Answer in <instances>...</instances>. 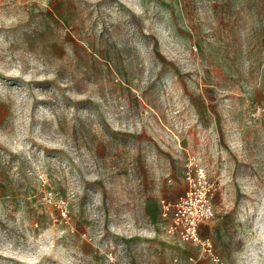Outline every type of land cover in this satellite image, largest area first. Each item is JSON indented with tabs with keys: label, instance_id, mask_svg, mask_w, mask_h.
<instances>
[{
	"label": "rangeland",
	"instance_id": "rangeland-1",
	"mask_svg": "<svg viewBox=\"0 0 264 264\" xmlns=\"http://www.w3.org/2000/svg\"><path fill=\"white\" fill-rule=\"evenodd\" d=\"M189 159L211 252L162 211ZM215 256L264 264V0H0V264Z\"/></svg>",
	"mask_w": 264,
	"mask_h": 264
},
{
	"label": "built area",
	"instance_id": "built-area-1",
	"mask_svg": "<svg viewBox=\"0 0 264 264\" xmlns=\"http://www.w3.org/2000/svg\"><path fill=\"white\" fill-rule=\"evenodd\" d=\"M186 173L189 184L185 192L175 201L163 198L162 211L170 218V232L177 233L184 241L202 242L211 252L210 239L203 238L201 226L216 214V185L208 177L206 169L198 166L193 159H189ZM215 260L217 264H224L219 256H215Z\"/></svg>",
	"mask_w": 264,
	"mask_h": 264
}]
</instances>
